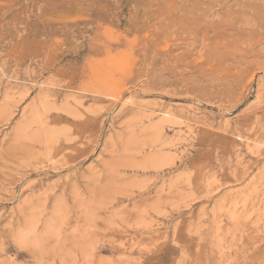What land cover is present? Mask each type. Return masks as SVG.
<instances>
[{"label":"rangeland","instance_id":"rangeland-1","mask_svg":"<svg viewBox=\"0 0 264 264\" xmlns=\"http://www.w3.org/2000/svg\"><path fill=\"white\" fill-rule=\"evenodd\" d=\"M0 264H264V0H0Z\"/></svg>","mask_w":264,"mask_h":264},{"label":"bare ground","instance_id":"bare-ground-1","mask_svg":"<svg viewBox=\"0 0 264 264\" xmlns=\"http://www.w3.org/2000/svg\"><path fill=\"white\" fill-rule=\"evenodd\" d=\"M65 140V139H64ZM56 150H58V149H56ZM51 152V151H50ZM64 155V154H63ZM48 159V158H47ZM52 160V159H51ZM50 161V160H49ZM53 161V160H52ZM73 161V160H72ZM53 166V165H52ZM64 166V165H63Z\"/></svg>","mask_w":264,"mask_h":264}]
</instances>
